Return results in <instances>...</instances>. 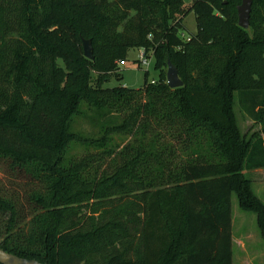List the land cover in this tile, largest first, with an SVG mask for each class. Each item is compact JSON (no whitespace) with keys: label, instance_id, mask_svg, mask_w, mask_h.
<instances>
[{"label":"trees","instance_id":"16d2710c","mask_svg":"<svg viewBox=\"0 0 264 264\" xmlns=\"http://www.w3.org/2000/svg\"><path fill=\"white\" fill-rule=\"evenodd\" d=\"M241 2L0 0L1 248L43 264H233L234 193L264 239L245 174L264 168V137L246 140L234 112L238 95L264 125V0L248 29ZM133 48L158 78L105 87Z\"/></svg>","mask_w":264,"mask_h":264},{"label":"rangeland","instance_id":"374dc122","mask_svg":"<svg viewBox=\"0 0 264 264\" xmlns=\"http://www.w3.org/2000/svg\"><path fill=\"white\" fill-rule=\"evenodd\" d=\"M194 0H184L186 7H189ZM187 29L184 36L188 38L191 33L197 31V19L193 12H189L185 18ZM142 49L133 48L128 51L127 59L120 62V76L113 75L111 79L104 83L105 87H115L120 84L131 88H142L145 84V73L150 71L149 81L157 79L159 72L154 68V57L148 58L149 65L141 66L137 64L141 56ZM238 94V93H237ZM234 112L242 135L249 139L264 137V125L255 122L247 113H245L240 104L238 95L234 103ZM76 129L83 130L88 134H96L98 127L92 125L87 119H79L75 125ZM118 142H123L121 137H116ZM72 154H81L83 148L76 144L71 150ZM245 174L253 181L255 193L264 200V169L245 170ZM5 170L0 167V179L7 183ZM260 191V193H259ZM232 213H233V264H264V239L261 236L257 223V215L253 212L245 211L239 206L237 195H232Z\"/></svg>","mask_w":264,"mask_h":264},{"label":"water","instance_id":"95a60500","mask_svg":"<svg viewBox=\"0 0 264 264\" xmlns=\"http://www.w3.org/2000/svg\"><path fill=\"white\" fill-rule=\"evenodd\" d=\"M253 0H242L238 5L239 25L245 29L250 27ZM84 55L89 59H94L93 44L91 39L82 38ZM167 83L172 88L183 86V80L179 75L177 67L169 61L167 69ZM0 263L2 264H43L36 259H28L8 252L0 247Z\"/></svg>","mask_w":264,"mask_h":264},{"label":"built area","instance_id":"2783aa9c","mask_svg":"<svg viewBox=\"0 0 264 264\" xmlns=\"http://www.w3.org/2000/svg\"><path fill=\"white\" fill-rule=\"evenodd\" d=\"M148 58L150 57H147L144 53V50L142 49V53H141V56L139 58V61H140V65L141 66H148L149 65V61H148Z\"/></svg>","mask_w":264,"mask_h":264},{"label":"crops","instance_id":"0c3cea01","mask_svg":"<svg viewBox=\"0 0 264 264\" xmlns=\"http://www.w3.org/2000/svg\"><path fill=\"white\" fill-rule=\"evenodd\" d=\"M258 169H264V168H258ZM252 170H254V169H252ZM249 179H251V178H249ZM251 180H252V179H251ZM259 193H260V191H259ZM261 194L264 195V193H262V192H261ZM256 195H257V194H256ZM257 196H258V195H257ZM263 202H264V200H263ZM232 224H233V222H232Z\"/></svg>","mask_w":264,"mask_h":264}]
</instances>
